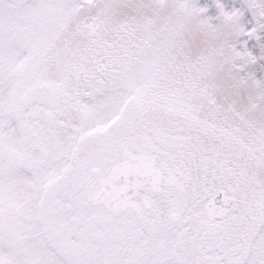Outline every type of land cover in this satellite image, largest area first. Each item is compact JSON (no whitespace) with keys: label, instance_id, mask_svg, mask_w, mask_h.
Segmentation results:
<instances>
[{"label":"snow or ice","instance_id":"1","mask_svg":"<svg viewBox=\"0 0 264 264\" xmlns=\"http://www.w3.org/2000/svg\"><path fill=\"white\" fill-rule=\"evenodd\" d=\"M0 264H264V0H0Z\"/></svg>","mask_w":264,"mask_h":264}]
</instances>
